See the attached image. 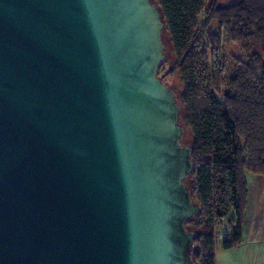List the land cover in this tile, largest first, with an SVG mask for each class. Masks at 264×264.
<instances>
[{"label": "water", "instance_id": "1", "mask_svg": "<svg viewBox=\"0 0 264 264\" xmlns=\"http://www.w3.org/2000/svg\"><path fill=\"white\" fill-rule=\"evenodd\" d=\"M163 32L153 0H0V264H192Z\"/></svg>", "mask_w": 264, "mask_h": 264}, {"label": "trees", "instance_id": "2", "mask_svg": "<svg viewBox=\"0 0 264 264\" xmlns=\"http://www.w3.org/2000/svg\"><path fill=\"white\" fill-rule=\"evenodd\" d=\"M153 2L170 45L169 74L182 85L175 96L192 164L185 184L199 209L185 223L196 232L191 261L216 264L217 248L241 244L245 172L264 176V0ZM231 44L238 45L237 55L225 54ZM224 218L229 237L218 244L215 222Z\"/></svg>", "mask_w": 264, "mask_h": 264}, {"label": "rangeland", "instance_id": "3", "mask_svg": "<svg viewBox=\"0 0 264 264\" xmlns=\"http://www.w3.org/2000/svg\"><path fill=\"white\" fill-rule=\"evenodd\" d=\"M238 1L239 0H218L220 5H229ZM164 45L165 58L162 62L164 66L161 76L164 79L165 85L171 89L175 95H177L182 88L181 81L179 80V77L176 73L169 74V71L172 67V55L167 39H164ZM231 45L232 46L229 47V51H227L228 45L224 46L226 55L235 54L236 52L238 53V45ZM183 137L182 143L189 144L188 135ZM244 175L247 184V200L250 193L253 203L247 208V210L250 212L249 218L245 215L246 207L243 212L242 224L244 221L243 231H245V233L244 235H241V244L243 243L244 245H247L249 250L248 253L245 254L247 248L244 249L243 246H240L241 244L233 247L230 250L219 248L215 253L216 264H236L238 263V260L241 259L240 257H246L250 256L252 253H256L252 251V246L264 247V215L262 213V211H264V206L263 203L258 199L259 196H264V176H256L248 171H246Z\"/></svg>", "mask_w": 264, "mask_h": 264}, {"label": "crops", "instance_id": "4", "mask_svg": "<svg viewBox=\"0 0 264 264\" xmlns=\"http://www.w3.org/2000/svg\"><path fill=\"white\" fill-rule=\"evenodd\" d=\"M264 181V179H263ZM258 197V196H257ZM258 199L263 203V206H264V196L263 197H258ZM253 203L252 201V198L250 197V193H249V197H248V200H247V206H246V212H245V215L246 217H250V212L247 210V208ZM263 215H264V211H262ZM244 225V221H243V224H242V228H241V235H244L245 231H243V226ZM240 246H243L244 249L247 248V251L245 252V254L248 253V250L249 248L247 247V245H244L243 243L240 245ZM219 248L216 249V251L218 250ZM230 250V249H229ZM252 251L253 252H256V253H252L250 256H246V257H240L241 259L238 260V263L236 264H264V247H257V246H252Z\"/></svg>", "mask_w": 264, "mask_h": 264}, {"label": "built area", "instance_id": "5", "mask_svg": "<svg viewBox=\"0 0 264 264\" xmlns=\"http://www.w3.org/2000/svg\"><path fill=\"white\" fill-rule=\"evenodd\" d=\"M230 224L227 218L217 220L214 227V239L216 243H221L222 240L229 237Z\"/></svg>", "mask_w": 264, "mask_h": 264}]
</instances>
